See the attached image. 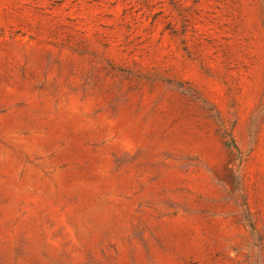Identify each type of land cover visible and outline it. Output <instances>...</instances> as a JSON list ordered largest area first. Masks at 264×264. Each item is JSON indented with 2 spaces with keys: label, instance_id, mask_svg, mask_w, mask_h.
Returning <instances> with one entry per match:
<instances>
[{
  "label": "rangeland",
  "instance_id": "374dc122",
  "mask_svg": "<svg viewBox=\"0 0 264 264\" xmlns=\"http://www.w3.org/2000/svg\"><path fill=\"white\" fill-rule=\"evenodd\" d=\"M0 264H264V0H0Z\"/></svg>",
  "mask_w": 264,
  "mask_h": 264
}]
</instances>
